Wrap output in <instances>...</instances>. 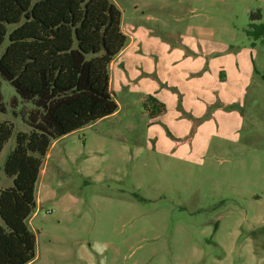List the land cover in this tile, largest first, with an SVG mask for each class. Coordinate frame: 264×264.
<instances>
[{
    "label": "rangeland",
    "instance_id": "rangeland-1",
    "mask_svg": "<svg viewBox=\"0 0 264 264\" xmlns=\"http://www.w3.org/2000/svg\"><path fill=\"white\" fill-rule=\"evenodd\" d=\"M112 1L127 14L148 4ZM147 1L156 16L149 28L162 35L201 20L213 38L252 51L249 87L238 105L195 119L180 146L174 125L156 122V106L131 87L115 96L112 116L54 141L28 219L36 235L29 264H264V41L245 34L253 13L264 23V0ZM179 2L203 8V17L180 22L186 11H170ZM0 91V123L14 127L0 154L1 190L12 185L3 165L17 134L31 130L33 105L6 80Z\"/></svg>",
    "mask_w": 264,
    "mask_h": 264
},
{
    "label": "trees",
    "instance_id": "trees-1",
    "mask_svg": "<svg viewBox=\"0 0 264 264\" xmlns=\"http://www.w3.org/2000/svg\"><path fill=\"white\" fill-rule=\"evenodd\" d=\"M121 16L112 0H0V80L33 105L31 130L17 134L3 165L13 182L0 190V264L36 258L28 219L37 208L35 187L52 143L118 110L109 67L128 42ZM251 19L246 36L264 41V23L255 22L261 14ZM153 100V113L162 114L164 106ZM13 132V124L0 123V154Z\"/></svg>",
    "mask_w": 264,
    "mask_h": 264
},
{
    "label": "crops",
    "instance_id": "crops-1",
    "mask_svg": "<svg viewBox=\"0 0 264 264\" xmlns=\"http://www.w3.org/2000/svg\"><path fill=\"white\" fill-rule=\"evenodd\" d=\"M143 1L148 3L144 5L147 9L139 11L136 6L130 14L115 3L121 10V30L128 42L110 64V91L115 98L123 87L141 88L142 99L151 98L163 105L164 112L156 115V122L165 127L174 125L181 138L175 143L180 146L191 141L185 130L195 119L213 118L212 108L220 113L240 103L252 77L248 62L253 53L247 48L239 50L233 41L213 38L214 29L207 23L203 27L201 20L187 23L178 36L173 32L162 35L160 30L149 28L156 16L147 14L152 3ZM184 4L170 8L174 16L186 11L180 22L203 17V8ZM231 114L241 121L239 113ZM229 123L235 121L230 119ZM181 153L184 156L186 152Z\"/></svg>",
    "mask_w": 264,
    "mask_h": 264
}]
</instances>
